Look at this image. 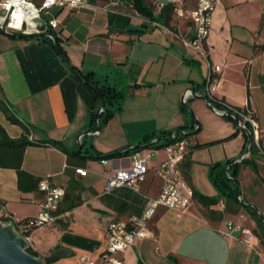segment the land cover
Returning <instances> with one entry per match:
<instances>
[{"label":"crops","instance_id":"obj_1","mask_svg":"<svg viewBox=\"0 0 264 264\" xmlns=\"http://www.w3.org/2000/svg\"><path fill=\"white\" fill-rule=\"evenodd\" d=\"M257 1L261 12L256 37L239 54L242 79H228L224 64L211 92L235 107L245 108L249 101L264 148V49L259 48L264 44V1ZM129 5L130 0H88V5L78 10L62 13L64 8L51 9L56 18L63 14L54 32L70 64L81 74L90 73L98 86L108 85L122 94L120 108L112 107V116L100 125L99 131L93 128L100 97L84 79L67 69L53 45L41 39L0 32V99L29 125L34 141H58L69 151L80 147V154L87 156L90 150L102 154L123 151L151 133L182 127L190 134L203 129L204 138L188 137L189 134L184 137L189 152L180 166L194 193L218 198L217 201L205 203L193 194L183 210L157 208L147 224L149 236L137 240L125 252L124 264H264V228H260L264 225L256 211L239 202H228L216 194L209 182L211 164L232 162L244 152L245 132L231 120L219 119L225 117L215 114L201 99L188 95L185 101L200 123L188 109L181 110L186 89L199 93L206 74L202 80L196 78L190 67L199 63L195 53L183 48L185 52L180 54L175 42L160 28L133 31L145 21ZM216 16L211 15L205 41L210 64L212 59L214 64L224 59L214 49ZM170 60L172 69L168 67ZM235 87L242 91L239 98L234 95ZM204 108L207 111L203 112ZM208 114L218 117L211 119ZM0 125L11 138H18L23 131L1 110ZM86 130L89 133L82 134ZM209 142L217 143L199 146ZM130 155L109 158L106 163L87 158L79 164L46 142L25 148L22 168L38 177L48 176L66 190L56 220L25 235L39 258L54 251L58 258L52 264H82V257L98 261L106 249L107 225L127 222L130 215L143 212L146 200L160 191L161 180L154 167L165 153L159 149L150 158L143 181L104 192L108 177L115 169L127 167ZM225 167L227 176L236 178L243 201L253 203L264 220V160L252 148L250 157ZM74 197H79L80 204L67 208ZM41 200V191H19L16 172L0 167V214L14 222L30 220L38 213ZM228 222L251 229V245L241 240L238 231L221 235L219 230Z\"/></svg>","mask_w":264,"mask_h":264},{"label":"built area","instance_id":"obj_2","mask_svg":"<svg viewBox=\"0 0 264 264\" xmlns=\"http://www.w3.org/2000/svg\"><path fill=\"white\" fill-rule=\"evenodd\" d=\"M110 4H114V2H110ZM216 4L217 0L159 1L155 13H158L165 5H170L172 17L170 25L149 21L142 16L144 21L148 22L150 26L160 28L164 33L171 35L181 43V46L186 51H192L206 62L205 88L208 98L212 99L217 98L212 94L211 90L213 83L216 81V75L221 71V66L208 62L205 41L210 32L211 15ZM87 5L88 0H0V29L21 34L42 31L55 33L54 31L58 28L59 21L51 14L52 8L78 10ZM129 6L133 9L132 4ZM35 18L43 21L42 27L32 22ZM188 95L189 92H186L182 98L183 102L186 101ZM212 108L217 115H224L226 112L236 114L241 121L238 130L244 132L247 128L250 129L252 136L251 149L254 147L256 153L264 160V148L260 145L259 125L249 108V101L246 102L245 108L240 109L231 107L217 108L215 106H212ZM29 138L31 139V133ZM170 138L173 141L162 144L158 148L146 147V153L143 152V149L135 150L130 155V164L127 167L115 169L114 173L108 177L104 192H109L114 187L133 186L137 182L144 180L145 174L149 169L150 158L159 149L165 153V158L154 167V173L161 180L158 195L148 198L143 212L139 215H130L127 222H110L106 227L107 245L105 251L101 254L98 261L82 257V264H124L125 252L137 240L149 236L147 224L157 208L163 207L180 211L191 203L194 192L180 166L189 152V144L185 138L181 137V135L176 136L175 133H172ZM155 140L153 139L152 142ZM250 155L251 150L243 152L240 157L245 159L250 157ZM101 162L106 163L107 160L101 159ZM38 190L42 192L40 209L36 216L30 219L27 224L34 227L47 225L56 220L59 205L66 194L65 187L54 184L48 176L41 177L38 183ZM235 231L240 232L243 242L251 245L250 239L254 237V234L249 228L228 222L224 229L219 230V233L224 236H230Z\"/></svg>","mask_w":264,"mask_h":264},{"label":"trees","instance_id":"obj_3","mask_svg":"<svg viewBox=\"0 0 264 264\" xmlns=\"http://www.w3.org/2000/svg\"><path fill=\"white\" fill-rule=\"evenodd\" d=\"M264 1V0H263ZM130 4H132L133 9L139 13L144 18L148 19L149 21H157L159 23L170 25V22L172 20L171 17V7L170 5H165L158 13H155L151 6L146 2V0H130ZM151 28L150 24L148 22H143L141 24V27L137 29H133V31H136L140 33L144 29ZM28 37V36H24ZM33 37V36H32ZM31 38V37H29ZM37 39H41L43 41L48 42L49 44L53 45V42L51 39L47 37H34ZM54 46V45H53ZM260 49H264V44L259 46ZM61 54L65 57V59L69 62L65 52L60 48ZM70 64V62H69ZM70 66L77 72V75L84 79L96 92V94L103 98L105 101V106L103 108V111L98 119V123L102 125L105 123L113 114V108H120V99H121V92L116 90L114 87L108 86V85H101L98 86L96 82L92 79L90 73L88 74H81L79 70H77L76 67L70 64ZM205 84V81H204ZM205 87V85H204ZM211 102L212 106H215L217 108H238L228 105L224 102L223 99L220 98H208ZM113 107V108H112ZM0 110L5 115V118L13 123L17 124L22 127V133L18 138H11L5 131V129L0 125V167L1 168H11L16 172L17 176V188L21 192H33L38 189V183L41 179V177L35 176L27 171H25L22 168V161H23V154L24 150L27 146L33 145V144H43L44 142L51 144L52 146H55L56 148L62 150L64 153L67 154L68 158H74L79 164H83L87 158H94V159H109V158H116V157H122L127 156L134 152L135 150L141 149V148H135L131 151H115L111 153L102 154L97 151H89L90 156L87 155H81L78 151H69L67 150L61 143L58 141H34L32 138H29L30 135V127L29 125L25 124L21 119H19L15 113L8 107V105L5 103L3 99H0ZM232 122L234 120L230 116H223ZM235 123V122H234ZM96 130V124L93 128ZM182 127L177 128L174 131L166 130L161 131L160 133H151L144 135L138 143L141 144H147V147H153L158 148L162 144H167L168 142L173 141L170 136L174 132L177 134L179 131H181ZM234 135V134H232ZM231 135V136H232ZM159 136H163L157 143L152 142L153 139H157ZM186 137V136H181ZM164 140V141H163ZM163 141V142H162ZM254 149V147H253ZM255 150V149H254ZM231 161H227L225 164H221L220 162H216L214 164H211L209 166V177L213 185L218 190L219 196H224L228 202H233L236 205L238 204V194H239V186L236 178H229L225 172V165L229 164ZM195 197H197L199 200L214 204L218 198L215 197H207L202 194H196L194 193ZM79 197H74L67 208L71 209L72 207L80 204ZM0 220L8 221L10 220V217L1 215ZM29 222V219H23L21 221L15 222V225L17 229L22 230L21 232L24 235H28L32 229H34V226L27 225ZM23 227V229H22ZM27 251L35 256L38 257V253L34 251L31 247L27 248ZM58 258L57 254L53 251L49 256H46L43 258V261L45 264H52L56 259Z\"/></svg>","mask_w":264,"mask_h":264},{"label":"rangeland","instance_id":"obj_4","mask_svg":"<svg viewBox=\"0 0 264 264\" xmlns=\"http://www.w3.org/2000/svg\"><path fill=\"white\" fill-rule=\"evenodd\" d=\"M159 1L162 0H146V2L151 6L154 12L157 11L156 6ZM67 9L68 8H64L62 13L63 12L65 13ZM260 12H261L260 3L257 0H218L216 8L212 13V17L216 13L217 14L216 19H218V23L216 24V26H214V31H216L217 33L216 45L214 44V49L217 50L220 56L224 58L218 64L220 66H223L225 64L224 68L225 71L227 72V77L230 80L233 79L236 82H238L240 79H242L243 76L242 65L240 63L238 64L239 54L245 51L247 45L251 44L254 38L256 37L255 35L258 29ZM57 20L62 21L63 14H59V16H57ZM164 34L170 40L175 42L176 49L179 51L180 54H182L183 47L181 46V44H179V42H177V40L174 39L171 35L166 33ZM209 50L212 51L211 48H209ZM197 58L199 63L196 65H191L190 67L192 68L193 73L196 75V78L202 80L204 75L206 74L207 65L204 60L199 59L198 56ZM212 63L214 64L215 60L212 59ZM169 64L170 65H168V67L172 69L173 68L172 60L169 61ZM185 69H187L188 71V68ZM183 76H184V70L181 69V78ZM234 95L236 98H239L242 96V91L238 87H235ZM180 106H182V104H180ZM204 111L207 110L204 108L203 112ZM192 113L196 117L193 110ZM208 117H211L212 119V117H218V116L214 114H208ZM196 119L199 122V119L197 117ZM219 119L230 122V120L227 118H219ZM196 135H198L200 138H204L203 129L202 130L200 129L195 133L190 132L188 137L193 138ZM214 143L217 142H213V143L209 142L199 146L206 147L209 145L211 146ZM145 150H143V152ZM207 176H208V167H207ZM209 182L217 194L218 193L217 188L213 185V183L210 180ZM1 215L2 214H0V216ZM260 228L263 229L264 227L260 225Z\"/></svg>","mask_w":264,"mask_h":264},{"label":"water","instance_id":"obj_5","mask_svg":"<svg viewBox=\"0 0 264 264\" xmlns=\"http://www.w3.org/2000/svg\"><path fill=\"white\" fill-rule=\"evenodd\" d=\"M32 22L37 23L40 27L43 26V21L41 19L35 18L32 20ZM0 32L3 34H6L8 36L17 37V38L24 37V36H28V37H32V36L33 37H41L42 36V37H47V38L51 39L56 51L59 53V56H60L61 60L63 61L64 65L67 67V69H69L71 72H73L77 75V72L70 66L69 62L65 59L63 54H61L60 46L58 43V37L56 36L55 33L42 31V32H38V33L21 34V33H12V32H9L5 29H0ZM186 92H189V96H192L196 99L203 100L205 102L206 106L211 111L214 112L212 105L208 99V95H207V91H206L205 87L200 88L199 93H196L193 88L186 89V91L184 92V95ZM184 95H183V97H184ZM100 100H101L100 107L94 116L95 124H96V130L95 131H99L101 129V126L98 123V119H99V117L103 111L104 106H105L104 99L100 98ZM181 104H182L181 110L186 108L190 111V113L193 116L192 111L185 104V102H183L181 100ZM219 116H230L235 122V127L237 129L239 128L241 121H240V118L236 114H234L232 112H226L224 115H219ZM244 132L246 134V144H245L244 152H247V151L251 150L252 136H251L250 129L247 128L246 130H244ZM88 133H89V131L86 130L82 134H88ZM187 134H189V132L181 130L176 134V136H178V135L186 136ZM161 138H163V136H159L154 141V143H157ZM146 147H147V144L137 143L135 145H132V146L126 148L123 151H131V150H134L135 148H146ZM77 151L80 153L81 148L79 147ZM243 159L244 158H242V157H237L232 162H230L229 164H232L233 162H236V161H241ZM225 172H227V168H225ZM238 202L242 206L252 207L258 215L259 221L264 225V220L262 218V215H261L259 209L253 203H245L243 201V199L241 197V190L240 189H239V194H238ZM28 247H29V243H28L27 237L19 229H17L14 221H12V220H8V221L0 220V264H45L43 259L29 253L27 251Z\"/></svg>","mask_w":264,"mask_h":264}]
</instances>
